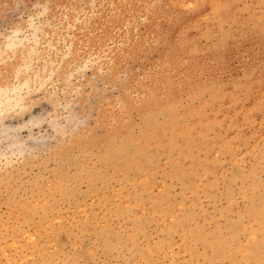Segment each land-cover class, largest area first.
Wrapping results in <instances>:
<instances>
[{
    "label": "rangeland",
    "instance_id": "374dc122",
    "mask_svg": "<svg viewBox=\"0 0 264 264\" xmlns=\"http://www.w3.org/2000/svg\"><path fill=\"white\" fill-rule=\"evenodd\" d=\"M13 38L0 89L67 72L0 114V264H264V0H0Z\"/></svg>",
    "mask_w": 264,
    "mask_h": 264
},
{
    "label": "bare ground",
    "instance_id": "6f19581e",
    "mask_svg": "<svg viewBox=\"0 0 264 264\" xmlns=\"http://www.w3.org/2000/svg\"><path fill=\"white\" fill-rule=\"evenodd\" d=\"M143 1L147 5L148 12H149L151 10V6H152L154 0H143ZM110 16H111L110 21L115 28H118V29L123 28L124 21H123L122 17H120L118 14H111ZM14 38L9 39L10 43L8 44L6 50L0 51V58H4L6 56V54L11 53L13 51H16L17 49H20L23 47L22 43L19 42L18 40H17L18 43L13 41V40H15ZM67 53H68V51H67ZM30 58H31V60H28L27 62H25L23 67H20V68L16 67L15 68L14 66H10V68L14 69L15 75H16L17 80L19 81V84H7L4 88L0 89V114H2V113L4 114V112L12 111V106L15 105V103H16V106H18L17 104H18V102H20L22 100V98L21 99L20 98L15 99L14 96L15 95L18 96L19 91L22 90L21 88H24L28 93L33 91V88H36V90L42 89L43 86L45 85L43 83V81H44V78L46 75H48L50 78L53 75H62V73L65 74V71H66L65 68H66L67 63L64 62L63 60L57 59V57H55V56H51V58H50V60H48L47 64L43 65L42 67H40L38 69H34L32 66V61L37 59L38 55L32 54ZM4 60H3V62H4ZM85 68H86V65H85ZM170 69H171L170 65L169 66L167 65L164 68V70H165L164 73L170 74L171 73ZM71 78L72 77L70 76V79ZM68 79H69V77H68ZM47 80H48V78H47ZM157 88H158L157 84L155 86H153V90L157 89ZM28 93H27V95H28ZM153 93L147 98L148 101L159 104L160 102L157 100V98L155 97V95ZM27 95H25V97ZM19 96H20V94H19ZM50 96L53 97V95H50ZM58 105H60V103ZM21 107L22 106L20 105V109L22 110ZM24 108L27 109L26 106H23V110H25ZM22 111H21V113H22ZM17 113H19V112H17Z\"/></svg>",
    "mask_w": 264,
    "mask_h": 264
}]
</instances>
